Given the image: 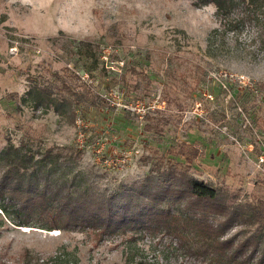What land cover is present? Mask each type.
<instances>
[{
    "label": "rangeland",
    "instance_id": "374dc122",
    "mask_svg": "<svg viewBox=\"0 0 264 264\" xmlns=\"http://www.w3.org/2000/svg\"><path fill=\"white\" fill-rule=\"evenodd\" d=\"M215 9L0 0V150L41 160L40 187L92 196H133L172 164L260 219L264 241V0L230 23ZM43 216L0 209V264H195L166 238L48 229Z\"/></svg>",
    "mask_w": 264,
    "mask_h": 264
},
{
    "label": "trees",
    "instance_id": "16d2710c",
    "mask_svg": "<svg viewBox=\"0 0 264 264\" xmlns=\"http://www.w3.org/2000/svg\"><path fill=\"white\" fill-rule=\"evenodd\" d=\"M191 2L196 6L213 3L217 17L228 23L235 20L233 14L242 13L244 19L250 9L261 6V0ZM39 162L21 147L0 150V209L23 224L38 213L44 215L48 229L89 227L100 236L131 231L133 237L166 238L177 256L195 264H264L261 220L245 214L242 204L226 203L215 186L177 171L172 164L154 176H145L137 190L128 187L133 196L128 190L92 196L86 191L61 192L47 184L40 187ZM179 202L182 208H172ZM163 203L167 206L162 207ZM255 221L250 230L241 228L226 235L234 225Z\"/></svg>",
    "mask_w": 264,
    "mask_h": 264
}]
</instances>
